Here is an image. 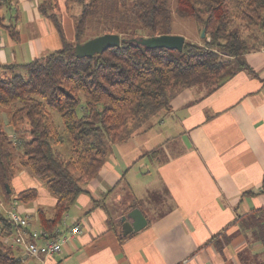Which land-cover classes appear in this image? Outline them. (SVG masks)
<instances>
[{
	"label": "crops",
	"instance_id": "0c3cea01",
	"mask_svg": "<svg viewBox=\"0 0 264 264\" xmlns=\"http://www.w3.org/2000/svg\"><path fill=\"white\" fill-rule=\"evenodd\" d=\"M39 1L14 0L0 26V63H26L61 47L55 27L38 11ZM14 14L19 15L18 40L5 29ZM244 58L246 68L217 88H183L169 108L126 140L111 144L98 175L84 186L58 228L67 234L78 222L80 232L52 256H31L14 247L18 264L264 260L255 235L262 226L252 227L249 217L255 209L264 216V46ZM54 203L52 196L38 194L33 205L22 207L30 228L41 229L37 211L51 215ZM133 205L147 224L121 240L120 219ZM113 223H119V233ZM27 239L44 242L42 237Z\"/></svg>",
	"mask_w": 264,
	"mask_h": 264
},
{
	"label": "trees",
	"instance_id": "16d2710c",
	"mask_svg": "<svg viewBox=\"0 0 264 264\" xmlns=\"http://www.w3.org/2000/svg\"><path fill=\"white\" fill-rule=\"evenodd\" d=\"M74 3L80 9L73 15V41L66 36L57 0H40L38 11L55 27L61 47L26 63H0V108L6 110V119L0 114V201L12 207L13 195L22 204L37 199L35 187L13 192L11 181L20 168L43 180L55 203L51 215L38 209V223L51 237L84 186L98 175L111 144L126 140L169 108L170 99L183 88H217L246 68V52L264 46V40L250 46L243 35L247 32L255 40L264 35V0H176V13L194 20L206 34L201 43L185 40L181 51L127 40L142 32L171 33L170 0H63L67 8ZM13 4L0 0V26ZM18 17L14 14L5 26L15 40ZM103 33H118L125 40L100 54H74L75 43ZM54 113L61 118L62 131ZM64 135L69 155L61 159L56 147L63 144ZM250 213V225L262 226L255 235L264 248V216L261 209ZM113 224L119 233V223ZM31 229L17 226L0 211V264H18L14 247L24 248L14 239L32 241L27 239L33 238ZM240 264L264 260L244 258Z\"/></svg>",
	"mask_w": 264,
	"mask_h": 264
},
{
	"label": "rangeland",
	"instance_id": "374dc122",
	"mask_svg": "<svg viewBox=\"0 0 264 264\" xmlns=\"http://www.w3.org/2000/svg\"><path fill=\"white\" fill-rule=\"evenodd\" d=\"M57 2H58V13H59V15L63 21V26H64V30L66 31L67 38H68V40L70 39V41H73V39H74L73 15L77 14L79 12L80 6L77 3H74L70 6V8H67L63 4V0H57ZM170 7L172 10V27H171V33L170 34L182 35V36H184L185 40L195 42V43H201V38H202V37H200L201 36V33H200L201 26L198 23H196L194 20H192L191 18L181 17L176 13V11H175L176 0H170ZM5 16H9V11L6 12ZM145 34H146V32H142L138 36H146ZM205 35L206 34H204V36ZM243 35L247 36L246 39H247L248 44L250 46L251 45L256 46V44L258 45V42L264 40V35H262V34H260L258 37H256V39H258V40H255V38L249 37L247 35V32H244ZM58 36H59V34H58ZM86 37H89V35H87ZM92 37H94V36H91L89 38H92ZM59 38H60V36H59ZM81 42H83L82 39H81ZM49 52H51V51H49ZM5 111L6 110H2L0 108V114L3 117V119H6V112ZM54 118H55V122L57 124V127L59 128L60 131H62L63 126H62V122H61V118H60L59 114L54 113ZM155 125L158 126L157 124H155ZM6 128H7L8 132H12L14 134V132L11 130V128L8 125H6L5 129ZM56 149L60 153L59 157L61 159L66 158L69 155V144H68V140H67L66 135H64L63 144L57 146ZM11 187L13 188L14 193L19 191V190L28 188V187H35V188H37V190H39L38 194L40 197L41 196L47 197V195H50L54 198L53 194L44 185L43 180H41V179L37 178L36 176H34L33 174H31V172L25 168H20L17 170L14 178L11 181ZM44 192H46L47 194ZM35 202H36V200L34 202H31L28 204H22L14 198V195L12 198L14 210L20 214H23L22 207H24V208L29 207V206L33 205ZM47 208H50V207H47ZM9 209H11V207L8 206L7 204H5V207L3 209H1L2 215L7 216ZM47 211L51 212L49 210H47Z\"/></svg>",
	"mask_w": 264,
	"mask_h": 264
},
{
	"label": "water",
	"instance_id": "95a60500",
	"mask_svg": "<svg viewBox=\"0 0 264 264\" xmlns=\"http://www.w3.org/2000/svg\"><path fill=\"white\" fill-rule=\"evenodd\" d=\"M205 34V28L201 30V37ZM118 33H103L83 42H77L74 45L73 52L77 57H87L95 54H100L109 47H117L124 41ZM128 42L134 43L138 46L146 48L165 47L168 49H177L181 51L185 42L182 35L175 34H149L146 36H137L127 39ZM7 192H10L8 183H5ZM121 233L126 236L141 230L147 224V219L138 207H133L127 213L122 215L121 219Z\"/></svg>",
	"mask_w": 264,
	"mask_h": 264
},
{
	"label": "built area",
	"instance_id": "2783aa9c",
	"mask_svg": "<svg viewBox=\"0 0 264 264\" xmlns=\"http://www.w3.org/2000/svg\"><path fill=\"white\" fill-rule=\"evenodd\" d=\"M5 207L3 201H0V211ZM8 216L10 219L19 227H26L29 225V218L25 215H22L14 210L12 206L11 209L8 210ZM33 238H44V242L42 244H37L35 241H25L22 236H17L14 239V242L17 244H21L27 254L31 256H52L60 250L62 244L73 235L80 232V225L78 222H73L71 227L68 229V233H59V229L56 228L54 232V236H50L43 229H31L28 230Z\"/></svg>",
	"mask_w": 264,
	"mask_h": 264
}]
</instances>
